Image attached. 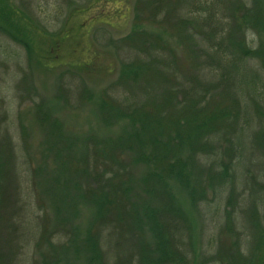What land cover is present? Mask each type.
Masks as SVG:
<instances>
[{"label":"rangeland","instance_id":"rangeland-1","mask_svg":"<svg viewBox=\"0 0 264 264\" xmlns=\"http://www.w3.org/2000/svg\"><path fill=\"white\" fill-rule=\"evenodd\" d=\"M21 30L66 34L70 45L46 59ZM143 35L158 38L185 71L180 97L187 91L198 109L217 103L232 112L189 158L190 185L176 165L161 179L184 212L170 227V257L225 264L221 250L230 248L240 264L264 260V0H0V264H41L43 182L58 168L49 123L105 134L95 113L103 98L127 114L140 88L122 81L144 58L133 47ZM81 63L90 72L72 68ZM71 70L94 95L79 113L59 92L73 91Z\"/></svg>","mask_w":264,"mask_h":264},{"label":"trees","instance_id":"trees-1","mask_svg":"<svg viewBox=\"0 0 264 264\" xmlns=\"http://www.w3.org/2000/svg\"><path fill=\"white\" fill-rule=\"evenodd\" d=\"M171 25L176 32L177 26ZM18 35L40 57L48 53L46 59L60 58L59 53L70 45L66 34L49 39L36 30H21ZM133 42L144 58L131 63L122 81L132 80L140 88V97L127 114L112 99L103 98L95 113L99 128L107 129L105 134L95 129L76 133L57 119L49 123L58 168L43 182L45 200L39 205L43 226L36 246L41 264L73 260L177 264L167 244L171 224L184 212L161 179L176 165L183 186L190 185L189 158L205 138L226 128L232 112L217 103L198 109L187 91L180 97L177 78L185 71L174 55L166 54L168 48L158 38L135 36ZM90 66L72 64L74 70L83 67L89 72ZM66 73L75 82L74 89L61 87L60 97L79 113L84 101L91 102L94 95L73 70ZM38 110L46 116L42 108ZM221 255L225 264H240L230 248L221 250ZM255 264L264 260L257 259Z\"/></svg>","mask_w":264,"mask_h":264}]
</instances>
